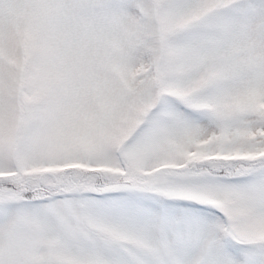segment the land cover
<instances>
[{
    "label": "snow or ice",
    "instance_id": "obj_1",
    "mask_svg": "<svg viewBox=\"0 0 264 264\" xmlns=\"http://www.w3.org/2000/svg\"><path fill=\"white\" fill-rule=\"evenodd\" d=\"M0 264H264V0H0Z\"/></svg>",
    "mask_w": 264,
    "mask_h": 264
}]
</instances>
